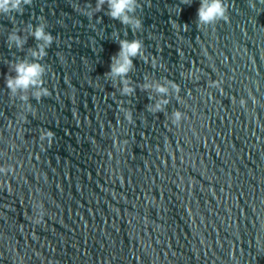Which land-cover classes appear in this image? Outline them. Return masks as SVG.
I'll use <instances>...</instances> for the list:
<instances>
[{
	"label": "water",
	"instance_id": "1",
	"mask_svg": "<svg viewBox=\"0 0 264 264\" xmlns=\"http://www.w3.org/2000/svg\"><path fill=\"white\" fill-rule=\"evenodd\" d=\"M96 3L0 14V264H264V0L209 25L201 0H137L139 29ZM41 23L48 95L21 101L5 80ZM134 39L125 95L109 73Z\"/></svg>",
	"mask_w": 264,
	"mask_h": 264
},
{
	"label": "clouds",
	"instance_id": "2",
	"mask_svg": "<svg viewBox=\"0 0 264 264\" xmlns=\"http://www.w3.org/2000/svg\"><path fill=\"white\" fill-rule=\"evenodd\" d=\"M28 3H30V0H0V14H7L13 11L19 12L22 10L21 5ZM104 5H107V14L113 19H118L121 23L130 25L133 29L141 27L139 19L131 15L137 7V0H97L95 11H99ZM225 13L226 6L224 0H201L197 10V18L201 25H209L217 20L226 19ZM87 14L91 15V12ZM30 34L42 43L37 49L30 52L31 61L23 59L12 65L15 75L9 76L5 80V85L11 94L16 95L20 93L19 99L21 101L28 100V96L25 93L30 88L33 89L32 96L36 99L48 95L47 89L42 86L45 68L37 61L44 56V49L51 43L52 37L45 32L43 23L30 29ZM8 41L10 44L14 43L17 48L22 47L24 44V40L16 32L9 33ZM141 50L142 42L140 40L120 41V52L118 57L113 60L109 75L113 78H121L122 86L120 91L122 94L127 95L133 91L125 77L132 67V58L138 54H142ZM145 87H154L158 93H166L168 91L166 87L160 84L145 85ZM173 88H175L174 85ZM166 103L167 101L163 100L155 104L150 110L158 111L161 109V105ZM27 110L28 108L25 106V111ZM126 116L128 119L131 118L128 113H126ZM19 118L22 120L24 117L21 114ZM180 118L181 114L179 112L173 113V123H178ZM44 135L50 137L51 133H45ZM4 171H7V169L0 168V172ZM35 208L34 223H40L44 211L39 203L36 204Z\"/></svg>",
	"mask_w": 264,
	"mask_h": 264
}]
</instances>
